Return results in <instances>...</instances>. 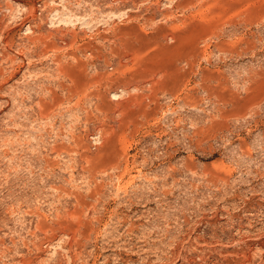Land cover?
Segmentation results:
<instances>
[{"label":"rangeland","instance_id":"374dc122","mask_svg":"<svg viewBox=\"0 0 264 264\" xmlns=\"http://www.w3.org/2000/svg\"><path fill=\"white\" fill-rule=\"evenodd\" d=\"M0 264H264V0H0Z\"/></svg>","mask_w":264,"mask_h":264}]
</instances>
